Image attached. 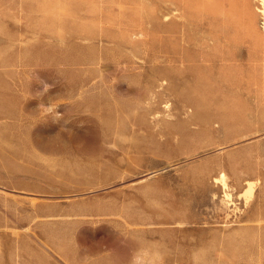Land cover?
Segmentation results:
<instances>
[{
  "label": "rangeland",
  "instance_id": "rangeland-1",
  "mask_svg": "<svg viewBox=\"0 0 264 264\" xmlns=\"http://www.w3.org/2000/svg\"><path fill=\"white\" fill-rule=\"evenodd\" d=\"M263 10L0 0V264H264Z\"/></svg>",
  "mask_w": 264,
  "mask_h": 264
},
{
  "label": "clouds",
  "instance_id": "clouds-1",
  "mask_svg": "<svg viewBox=\"0 0 264 264\" xmlns=\"http://www.w3.org/2000/svg\"><path fill=\"white\" fill-rule=\"evenodd\" d=\"M48 90L46 85L44 91ZM53 109L49 107V113ZM128 264H166V252L161 244L137 240L130 249Z\"/></svg>",
  "mask_w": 264,
  "mask_h": 264
},
{
  "label": "bare ground",
  "instance_id": "bare-ground-1",
  "mask_svg": "<svg viewBox=\"0 0 264 264\" xmlns=\"http://www.w3.org/2000/svg\"><path fill=\"white\" fill-rule=\"evenodd\" d=\"M264 11V10H263ZM253 185L254 183L252 181H250V186H249V190H252L253 189ZM227 195H230L228 192L226 193Z\"/></svg>",
  "mask_w": 264,
  "mask_h": 264
}]
</instances>
